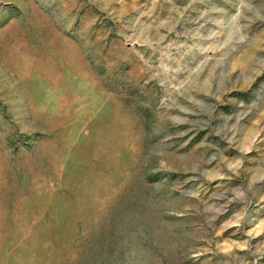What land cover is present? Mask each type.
<instances>
[{
    "label": "rangeland",
    "instance_id": "374dc122",
    "mask_svg": "<svg viewBox=\"0 0 264 264\" xmlns=\"http://www.w3.org/2000/svg\"><path fill=\"white\" fill-rule=\"evenodd\" d=\"M0 264H264V0H0Z\"/></svg>",
    "mask_w": 264,
    "mask_h": 264
}]
</instances>
